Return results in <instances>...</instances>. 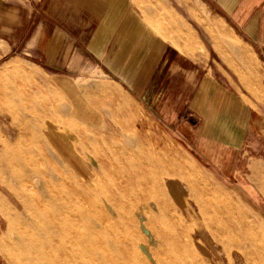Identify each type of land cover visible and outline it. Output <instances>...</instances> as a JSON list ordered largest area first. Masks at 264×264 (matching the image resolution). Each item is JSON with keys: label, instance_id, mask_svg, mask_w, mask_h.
Returning <instances> with one entry per match:
<instances>
[{"label": "rangeland", "instance_id": "obj_1", "mask_svg": "<svg viewBox=\"0 0 264 264\" xmlns=\"http://www.w3.org/2000/svg\"><path fill=\"white\" fill-rule=\"evenodd\" d=\"M203 14L201 23H211ZM201 34L208 50L197 48L203 75L232 84L261 114L252 117L251 147L243 153L219 150L190 135L184 120L188 110L158 118L140 103L136 132L123 131L115 115H102L86 125L81 117L66 114L68 98L57 90L56 77L36 67L28 56L9 52L0 38V69L14 62L31 73L30 77L13 73L0 80V217L8 225L0 232V264H32L21 251L22 226L31 215L23 205L30 203L31 209H37L35 200L49 196L64 197L80 211L100 205L102 213L96 212L100 218L109 215L103 206L110 205V215L117 219L113 205L120 207L132 199L141 207L136 212L140 214L143 206L150 204L146 230L154 237L156 251L148 252L144 243L139 244L147 253L124 246L128 257L118 258L125 264L131 260V264L137 260L138 264H185L184 258L189 264H264V122L258 119L264 117V78L261 83L258 72L261 64L251 56L244 71L241 54L229 43L219 38L212 48L205 33ZM85 77L89 78L76 79L74 87L88 90L97 82L94 80L105 78L92 67L85 71ZM102 95L92 94L97 98ZM103 102L104 106L90 103L93 111L107 113ZM45 210L52 214L53 205L48 203ZM94 225L90 226L91 234ZM130 230V236L138 240ZM89 248L79 253L87 261L97 257ZM110 256L107 264H114Z\"/></svg>", "mask_w": 264, "mask_h": 264}, {"label": "crops", "instance_id": "obj_2", "mask_svg": "<svg viewBox=\"0 0 264 264\" xmlns=\"http://www.w3.org/2000/svg\"><path fill=\"white\" fill-rule=\"evenodd\" d=\"M203 13L211 23H201ZM202 31L212 48L221 38L239 52L244 71L254 56L263 83L264 0H0V38L9 52L28 56L56 77L68 116L91 125L115 115L123 131L136 132L140 103L158 118L188 110L190 135L243 153L251 147L252 117L261 114L232 84L203 75L197 52L208 50ZM90 67L105 78L88 90L75 88L76 79L89 78ZM103 101L107 113L94 112L90 103ZM4 221L0 217V232L8 226Z\"/></svg>", "mask_w": 264, "mask_h": 264}, {"label": "bare ground", "instance_id": "obj_3", "mask_svg": "<svg viewBox=\"0 0 264 264\" xmlns=\"http://www.w3.org/2000/svg\"><path fill=\"white\" fill-rule=\"evenodd\" d=\"M13 73L18 74V75H22L25 77L31 76L30 72L25 71L22 68L18 67L16 64H14V62L13 63L9 62L8 64L6 63V65L0 69V80L2 78H5L8 75L10 76V74H13ZM72 143H73V141H72ZM53 147L58 148L57 145L56 146L54 145ZM80 148H81V146H80ZM83 148H85V147H83ZM116 164H118V163H116ZM10 172H11V170H10ZM103 177H106V175ZM18 181H19V179H18ZM114 181H115V179H114ZM23 183H27V181H24ZM31 183H32V181H31ZM109 184H111V183H109ZM99 185H100V183H99ZM118 185H119V183H118ZM109 187H111V186H109ZM112 187H113V185H112ZM44 188L46 189V187H44ZM104 188H106V187H104ZM74 191H76V190H74ZM98 193L100 195V192H98ZM104 193H105V191H104ZM101 194L103 195V193H101ZM107 195H109V194H107ZM137 195H139V194H137ZM76 198H77V196H76ZM142 198H144V197H142ZM143 200H145V199H143ZM119 201H121V200H119ZM35 202H36V205L38 206L37 209H31L30 207L32 205H30V203L26 204L24 202L25 204L23 205V208L31 210V215H30L29 219L27 220V222H25L23 224L22 227H24V229L22 228L23 233L20 236V240H21L22 248H23L21 250L22 251V257L25 260L31 262L32 264H107L106 257L108 254L111 255L110 257H112V259L111 258L110 259L114 261L113 262L114 264H125L124 261H122V260H120V258H118V256H120L121 258L122 257H124V258L128 257L127 251L125 250V248H122L124 246L129 251L134 250L135 248H139L142 251L144 249V251L146 253H147V250H148V252H149V250L153 251V252L155 250L154 246H153L154 243H156V242H154V237H153L152 233L150 234V232H148L146 230L147 220L149 219V217H151V213H150L151 212L150 211L151 205L150 204L147 206L146 205L143 206L144 209L140 211V214H137L136 212H137V210H140L141 207L136 205L135 204L136 202L134 203L132 201V199H131V203H125L120 207L117 205H113V207L115 208V210L118 214L117 219H116V218H113L112 215H110L113 211H112V207H110L109 204H108L109 206H103V210L106 207L105 209L107 211H109L110 216L107 214H105V215L102 214L101 218H100L97 216V213H96L99 210L101 211L102 207L100 205H99V207H96V205H91V208H92L91 209L89 207V204H88L87 207H89V209L86 212V211H80V210L75 209L73 207V204L71 205V203H69L67 200H64V197L63 198H61V197H53L52 198L51 196H49L47 200L41 199L39 201L35 200ZM141 202H143V201H141ZM48 203H51L53 205L52 214L48 213L45 210V207L48 205ZM73 203H75V202H73ZM78 203L80 204V202H78ZM100 207H101V209H100ZM106 210H105V212H106ZM101 213H102V211H101ZM18 219H20V218H18ZM20 220H22L23 222L25 221L23 219H20ZM104 221H105V223H103ZM94 223H95V225H94L95 232H93L91 234L90 226H91V224H94ZM130 229L133 230V232L135 233L138 240H136V238H134V237H131L132 233H131ZM164 229H166V228H164ZM142 232H145V234L147 233L146 237L142 234ZM174 232H176V231H174ZM183 239H184V237H182V240ZM139 243H142V244L144 243V245L146 244L148 246L147 250H146L145 246H143L142 244L140 245ZM157 243L160 244L161 242H157ZM175 243H176V241H175ZM151 244L153 247L151 246ZM87 247H90L89 248L90 250L95 251V254H97V257H95L89 261L82 259L79 256V253L81 251H83L84 249H86ZM16 251H18V250H16ZM170 251L171 250H169V252ZM122 252H124V253H122ZM179 252L182 254L181 249H179ZM122 254H124V255L121 256ZM152 254H154V253H152ZM184 259L185 260H182V261H184L185 264L190 263V262H188L187 258H184ZM144 260H146V259L144 258ZM157 260H155V261H157ZM175 260H177V259H175ZM108 261L111 262L110 260H108ZM159 261H161V260H159ZM165 261H166V259H165ZM171 261H174V260H171ZM130 262H128V263L131 264ZM136 263L138 264V260L135 262V264ZM139 263H140V261H139ZM171 263H173V262H171Z\"/></svg>", "mask_w": 264, "mask_h": 264}]
</instances>
